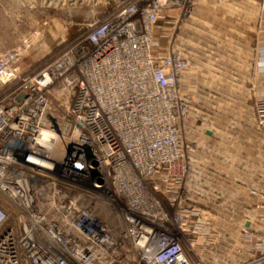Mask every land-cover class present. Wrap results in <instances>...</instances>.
<instances>
[{
	"label": "built area",
	"instance_id": "built-area-1",
	"mask_svg": "<svg viewBox=\"0 0 264 264\" xmlns=\"http://www.w3.org/2000/svg\"><path fill=\"white\" fill-rule=\"evenodd\" d=\"M193 11L122 0L35 72L20 64L37 32L0 52V264H203L185 231L205 224L154 184L180 190L194 150L176 43Z\"/></svg>",
	"mask_w": 264,
	"mask_h": 264
},
{
	"label": "crops",
	"instance_id": "crops-1",
	"mask_svg": "<svg viewBox=\"0 0 264 264\" xmlns=\"http://www.w3.org/2000/svg\"><path fill=\"white\" fill-rule=\"evenodd\" d=\"M176 43L190 60L180 91L192 99L182 131L194 150L182 188L160 174L158 196L170 206L181 192L185 209L205 224L202 236L185 231L192 263L264 264V249L237 242L243 230L264 240V126L253 109L255 99L264 100V84L251 94L241 83L256 74V48L264 79V0H194Z\"/></svg>",
	"mask_w": 264,
	"mask_h": 264
},
{
	"label": "rangeland",
	"instance_id": "rangeland-1",
	"mask_svg": "<svg viewBox=\"0 0 264 264\" xmlns=\"http://www.w3.org/2000/svg\"><path fill=\"white\" fill-rule=\"evenodd\" d=\"M122 0H0V52L16 47L23 39L32 37V45L24 55L20 71L22 73L39 71L44 65L58 56L83 31L96 22L102 21ZM262 48H256L252 69L256 74L252 80H241L249 85L251 94H257L263 87ZM245 66V67H244ZM247 65L241 64V72ZM243 71H246L245 69ZM261 85V87H259ZM264 100L255 99L254 115L257 125L264 123L257 105ZM184 141H186L183 135ZM242 242L248 250H263L264 240L251 238L247 230L241 232ZM206 243L208 242L205 237ZM186 251V247H185Z\"/></svg>",
	"mask_w": 264,
	"mask_h": 264
}]
</instances>
